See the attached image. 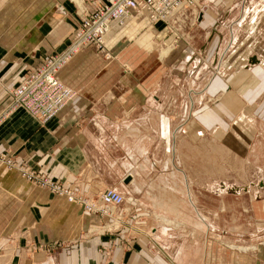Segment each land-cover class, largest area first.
Listing matches in <instances>:
<instances>
[{
	"label": "crops",
	"instance_id": "0c3cea01",
	"mask_svg": "<svg viewBox=\"0 0 264 264\" xmlns=\"http://www.w3.org/2000/svg\"><path fill=\"white\" fill-rule=\"evenodd\" d=\"M43 1L0 0V154L15 166H28L63 182L72 192L98 193L107 187L118 190L120 185H132L129 181L135 168L128 164L134 160L133 155L125 153L127 161L121 165L123 157L108 156L104 149L114 144L117 150L121 134L124 142L131 141L133 123L125 113L122 123L113 124L101 111L136 109L138 115L134 118L146 124L148 108L154 109L156 132L164 137L184 132L185 128L190 130L189 121L195 115L192 96L180 97L175 92L184 89L178 84L179 76L189 78L188 90L197 84L205 94H218L220 113L247 112L256 97L264 94L260 92L264 89V46L255 43L254 38L264 32L259 28L264 13L255 9L254 1L264 6V0H198L200 16L195 39L189 45L179 43L163 55L159 46L168 44L172 36L162 24L148 27L145 17L132 16L110 35L109 58H104L107 64L97 78V73H90L94 50L84 51L83 67L72 72L69 82L76 96L56 119L39 125L26 113H8L5 89L21 83L47 54L62 49L79 24L74 4L63 0H50L62 4V9L54 7L48 14L44 11L34 15L35 7H44ZM61 25L65 29H60ZM127 66L132 72L124 71ZM168 78L166 87L163 81ZM147 91L152 98H147ZM104 95L115 96L116 100L97 103L95 96L103 99ZM201 99L204 101L205 97ZM183 107L187 113L181 111ZM104 128L106 134H102ZM91 149L97 153L91 155ZM143 169L140 172H145ZM74 209L78 210L75 204L30 186L19 170L7 171L0 166V260L14 264L16 259H45L50 250L29 252L27 248L56 243L52 255L60 264L156 263L139 259L144 252L140 237L146 234L128 227L133 218L131 212H127L126 223L124 215L122 223L116 221L119 230L114 233L82 240L78 236L83 230L80 227L78 232L77 228L85 215L70 216ZM118 211L121 213L122 207ZM147 239L150 241L149 235ZM152 245L155 247V243ZM105 246L111 251L106 260L98 252L99 247ZM168 262L177 264L172 258Z\"/></svg>",
	"mask_w": 264,
	"mask_h": 264
},
{
	"label": "rangeland",
	"instance_id": "374dc122",
	"mask_svg": "<svg viewBox=\"0 0 264 264\" xmlns=\"http://www.w3.org/2000/svg\"><path fill=\"white\" fill-rule=\"evenodd\" d=\"M63 1L74 4L75 11L80 7L72 0ZM82 2L86 3L83 0L79 3ZM42 3L44 7L40 6L37 9L35 7L34 15L44 11L48 14L54 7L62 9V4L56 5L50 0H44ZM259 4L260 2L254 1L255 9L264 13V6ZM198 11L200 12V9ZM189 21L181 24V33L179 31L181 37L176 41L171 39L174 41L171 42L174 48L178 47L179 43L189 45L195 39L197 24L192 26ZM22 23L23 21L20 22ZM245 24L243 23L244 27ZM259 28L264 29V20L260 22ZM60 29H65V26L61 25ZM226 30L228 31L226 37L229 39L228 26ZM242 32L241 28L240 33ZM242 35L239 34V38L244 39ZM54 36H51L50 40H53ZM254 38L255 43L264 46V32L260 31V34ZM164 44L159 46L163 55L167 50H174L171 47L166 48L168 44H165L166 47ZM36 48L37 46L34 49ZM92 49L94 53L90 63V73H97L95 76L97 78L107 64L104 59L106 53ZM60 51L61 49L47 54L42 61ZM85 55L86 52L70 57L57 74L58 80L74 94L73 98L76 96V91L69 84L70 78L73 71L83 67L81 63ZM127 67H124V71L132 72ZM178 80V84L184 85V89L175 92H179L180 97L192 96L195 101L194 119L189 121L190 130L185 128L184 132L160 136L156 132L155 110L151 108H148L146 124H140L138 117L134 118L138 115L136 109L101 111V114L106 115L113 124L122 123L125 113H128L127 118L133 123L131 141L124 142L125 139L121 134L122 136H118L122 140L119 141L117 150L114 144L104 149L108 156L110 154L111 157L117 155L123 157L121 165L126 164L127 154L133 155L134 158L132 163L128 164L129 167L134 164L132 167L135 168L131 174L133 178L131 177L129 181L132 185L130 187L120 185L118 190L112 187L105 188L119 192L125 199L119 206L122 207L121 213L118 211L119 208H114L109 213L110 217L102 213L104 207L99 203V195L104 190L83 194L72 192L68 188L69 196L64 193L56 194L50 189L40 188L38 181H31L25 176V172H31L42 183L43 180L50 179L45 173L30 169L28 166H15L13 162L5 163L1 159L0 166L3 165L7 171L19 170L30 186L44 189L66 203L75 204L78 210L74 209L70 216L79 217V213L85 215L82 225L77 228L78 232L81 228L83 230V234L78 236L79 239L90 240L114 233L119 230V223L123 222L124 218L122 219L121 215H124L125 223L128 221L129 211L133 218L128 227L146 234L145 237H140L144 249L140 254L141 261L152 260L156 262L155 264H169L168 259L172 258L177 264H264V94L256 97L253 101L254 106L252 105L247 112L238 111L236 114L234 110L233 113L223 110L220 113L217 108L218 94L215 97L205 94L197 88V84L188 90L186 88L189 78L179 76ZM94 81L95 79L92 80ZM163 82L169 87V78ZM9 89H5L4 97L7 96ZM263 91L264 89L260 90ZM149 92L147 91L148 99L152 98ZM108 96L111 95H106L103 99L95 96V100L97 99V103H112L116 100L115 96ZM203 97H205L204 101L201 99ZM7 103L5 110L10 113L12 105L9 101ZM181 111L187 113L186 107ZM186 126H188L187 121ZM102 134H106V128L103 129ZM90 152L91 155L97 153L94 149ZM142 166L145 167V172H140L144 170ZM122 168L120 166V169ZM52 181L56 184L58 182L64 184L60 181ZM68 197L73 199V202L68 201ZM117 220L119 223L116 222ZM148 235L150 241L147 239ZM152 243H155V247ZM55 246L56 243L51 244L49 245L51 249H48L49 247L45 246L30 245L31 249L27 248L29 252L39 249L51 252L46 253L45 259L29 261L34 264H60L52 255ZM126 247L130 245L126 244ZM13 248L16 249L15 245ZM98 252L105 257V260L111 253L106 246L99 247ZM31 262L16 259L14 264ZM0 264L9 263L0 260Z\"/></svg>",
	"mask_w": 264,
	"mask_h": 264
},
{
	"label": "built area",
	"instance_id": "2783aa9c",
	"mask_svg": "<svg viewBox=\"0 0 264 264\" xmlns=\"http://www.w3.org/2000/svg\"><path fill=\"white\" fill-rule=\"evenodd\" d=\"M79 6L76 11L79 24L61 51L51 54L52 56L35 65L34 70L18 86L7 91L6 97L12 105L10 113L18 110L26 112L39 125H45L55 119L74 96L71 90L58 80L60 69L70 57L84 53L87 48L105 52L108 59L107 46L110 35L114 30L121 28L130 17H145L148 27L162 24L165 32L176 41L181 37V24L190 20L193 26L197 24L200 16L198 0H91L89 3L82 2ZM190 10L194 13L188 12ZM172 41L167 47L164 44L165 47L174 48ZM0 159L12 164L4 155L0 156ZM33 175L31 172H25L27 179L40 183V188L69 196V189L64 184L53 183L50 179L41 183ZM99 200L104 207L102 213L109 217V213L125 201L119 192L112 189L100 193ZM68 201L73 202V199L68 197Z\"/></svg>",
	"mask_w": 264,
	"mask_h": 264
},
{
	"label": "bare ground",
	"instance_id": "6f19581e",
	"mask_svg": "<svg viewBox=\"0 0 264 264\" xmlns=\"http://www.w3.org/2000/svg\"><path fill=\"white\" fill-rule=\"evenodd\" d=\"M72 1H74L76 4H78V5H81L79 2H80V0H72Z\"/></svg>",
	"mask_w": 264,
	"mask_h": 264
},
{
	"label": "water",
	"instance_id": "95a60500",
	"mask_svg": "<svg viewBox=\"0 0 264 264\" xmlns=\"http://www.w3.org/2000/svg\"><path fill=\"white\" fill-rule=\"evenodd\" d=\"M252 61L254 62L255 60H254V59H252Z\"/></svg>",
	"mask_w": 264,
	"mask_h": 264
}]
</instances>
